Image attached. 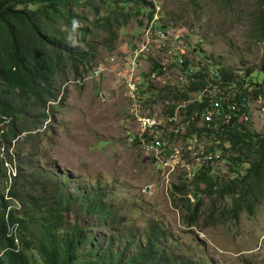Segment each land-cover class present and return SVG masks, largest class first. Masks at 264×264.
I'll use <instances>...</instances> for the list:
<instances>
[{
    "label": "trees",
    "instance_id": "1",
    "mask_svg": "<svg viewBox=\"0 0 264 264\" xmlns=\"http://www.w3.org/2000/svg\"><path fill=\"white\" fill-rule=\"evenodd\" d=\"M153 9L151 0H0V125L8 123L0 136V264H202L174 253L164 222L138 226L109 204L100 188L72 191L69 174L46 170L34 153L13 147L23 134L30 136L47 122L68 69L77 78L92 71L95 50L85 38L88 19L96 30L107 33L104 41L110 49L117 29L133 17L144 25ZM254 19L264 37V0H255ZM185 59L182 70L190 67ZM196 68L187 81L165 86L146 100L140 87L139 103L146 110L166 100L167 113L174 118L176 103L185 102L182 128H177L185 127L183 140L198 138L210 152L223 153L225 168L205 165L173 186L172 202L184 224L200 226L209 198L212 206L205 227L237 225L243 213L253 218L264 204V134L240 121L248 109L243 103L264 99V80L253 77L252 71L236 73L226 66L213 73L207 67ZM164 71L165 66L155 61L144 76L149 79ZM209 86L223 89L217 97L225 106L243 105L231 122L204 119L213 98L199 95ZM28 118L36 124L31 126ZM176 131L169 134L171 140ZM14 164L15 176L8 167Z\"/></svg>",
    "mask_w": 264,
    "mask_h": 264
},
{
    "label": "rangeland",
    "instance_id": "2",
    "mask_svg": "<svg viewBox=\"0 0 264 264\" xmlns=\"http://www.w3.org/2000/svg\"><path fill=\"white\" fill-rule=\"evenodd\" d=\"M151 1L154 9L156 5L161 8L162 23L173 22L182 34L181 41L169 39L167 49L153 48L142 56L134 75L129 71L132 49L143 40L147 19L139 26L133 17L125 27L117 29V39L110 49L104 41L107 33L96 30L88 19L84 23L89 28L85 38L92 41L90 46L95 50L91 70L102 67L101 75L86 77L78 84L68 69L67 81L47 122L30 136L23 134L13 147L19 145L23 154L34 153L46 170L69 174L73 177L69 181L72 191L84 193L100 188L105 200L138 226L151 220L164 222L169 226L170 245L176 255L202 264H264V204L253 218L243 213L237 225L226 222L205 227L212 206V201L205 198L204 217L200 226L192 228L184 224L180 211L174 207L173 186L200 170L188 141L182 138L185 127L182 136L175 134L173 138L181 146V155L169 164L167 159L159 160L155 150L129 141V134L138 130L137 120L131 115L133 99L128 79L132 75L140 78L145 100L158 94L159 89L178 83L183 70L175 61L180 54L188 59L193 72L196 67H207L213 73L226 66L236 73L252 71L253 77L264 80V37L255 24V0ZM169 50L174 53L171 55ZM155 61L165 66L164 74L145 79L144 74L150 72ZM148 82H152V89ZM153 105L145 113L157 115L167 133L182 128L185 116L181 108L185 102L176 103V121L170 120L166 100ZM250 105L252 119L248 124L264 134V99L252 100ZM26 119L22 120L24 126ZM28 123L36 124L30 118ZM225 164L221 161L217 168H225Z\"/></svg>",
    "mask_w": 264,
    "mask_h": 264
},
{
    "label": "built area",
    "instance_id": "3",
    "mask_svg": "<svg viewBox=\"0 0 264 264\" xmlns=\"http://www.w3.org/2000/svg\"><path fill=\"white\" fill-rule=\"evenodd\" d=\"M161 8L156 5L154 9L153 17L150 21L147 22L146 32L143 37V40L140 41L132 49V62L130 72L136 74L138 67L140 65V59L144 55H148L153 48L167 49L168 40L172 39L176 43L181 41L182 34L175 28L173 22L164 24L161 20ZM169 53L172 55L174 52L169 50ZM186 57H183L182 54L179 55L178 59L175 61V64L180 68L183 66ZM103 71L102 67H99L88 74L84 75L81 78H76L74 82L80 84L87 77L89 78H98ZM129 72V73H130ZM193 73V68L189 67L188 70H183L182 74L179 76L177 82H185L188 80L189 74ZM152 77H157L152 74ZM128 86L130 90V97L133 99V105L131 108V115L137 120V132L129 134V141L134 145L142 146L146 149L155 150L158 154V159L162 160L167 159V164L174 161L181 155V146L176 143V139H170L169 134L166 132V129L163 128V124L160 122L157 115L152 113H145L146 110L139 103V90H140V78L135 76H130L128 79ZM224 93L221 87L213 89L211 86L207 87L203 92L200 93L199 97H212V107L208 112L205 113L204 119L207 121H213L215 119L231 122L235 116L239 115V110L242 109V104L237 102H230L228 105H224L220 96ZM247 100V99H246ZM248 108L242 114H240V121L248 123L252 119V110H251V100H248V103H243ZM186 104L183 106L185 107ZM178 117V112L174 118H171V121H176ZM4 122L0 125V136L5 131ZM178 129L176 131V136L182 134V130ZM189 151L192 157L197 162V168H202L205 165L211 163L217 164L222 161L223 155L221 153L210 152L207 146L200 141V139H191L188 141ZM195 174H189V177H193Z\"/></svg>",
    "mask_w": 264,
    "mask_h": 264
},
{
    "label": "clouds",
    "instance_id": "4",
    "mask_svg": "<svg viewBox=\"0 0 264 264\" xmlns=\"http://www.w3.org/2000/svg\"><path fill=\"white\" fill-rule=\"evenodd\" d=\"M153 10H154V9H153ZM7 129H8V123H7V125H6V130H7ZM6 130H5V131H6ZM8 167L10 168V170H11V172H12V175L15 176V175L17 174L16 164H14L13 166H11V165L9 166V165H8ZM14 168L16 169V173H13ZM16 242H17V244H18V240H16Z\"/></svg>",
    "mask_w": 264,
    "mask_h": 264
}]
</instances>
